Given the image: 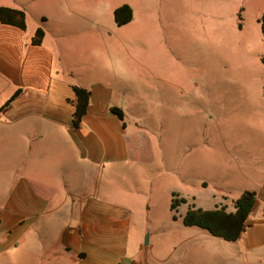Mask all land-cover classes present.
Listing matches in <instances>:
<instances>
[{
	"label": "rangeland",
	"instance_id": "374dc122",
	"mask_svg": "<svg viewBox=\"0 0 264 264\" xmlns=\"http://www.w3.org/2000/svg\"><path fill=\"white\" fill-rule=\"evenodd\" d=\"M0 5L24 12L26 37L44 32L59 65L112 84L135 161L103 178L101 194L129 210L141 264H264V250L240 245L253 227L231 244L182 225L192 205L231 212L243 193L264 195V0ZM122 5L133 19L117 28ZM172 195L186 204L170 211Z\"/></svg>",
	"mask_w": 264,
	"mask_h": 264
},
{
	"label": "crops",
	"instance_id": "0c3cea01",
	"mask_svg": "<svg viewBox=\"0 0 264 264\" xmlns=\"http://www.w3.org/2000/svg\"><path fill=\"white\" fill-rule=\"evenodd\" d=\"M30 40L0 24V264H141L129 210L101 194L103 178L135 161L125 130L109 113L120 109L114 88L92 72L59 65L62 56L45 35L40 46ZM72 86L90 93L77 129ZM252 227L240 245L263 251L261 193L245 233Z\"/></svg>",
	"mask_w": 264,
	"mask_h": 264
},
{
	"label": "trees",
	"instance_id": "16d2710c",
	"mask_svg": "<svg viewBox=\"0 0 264 264\" xmlns=\"http://www.w3.org/2000/svg\"><path fill=\"white\" fill-rule=\"evenodd\" d=\"M132 19L133 11L128 5H122L113 11V22L117 28L128 25ZM0 24L25 32L26 16L22 10L0 7ZM258 24L261 37L264 39V14L258 20ZM238 29H240V24L238 25ZM43 38L44 32L41 29H37L30 40V44L32 46H40ZM260 61L261 64L264 65V56ZM71 91L74 96L71 123L73 128L77 129L86 115L90 93L86 89L77 86H72ZM19 93V91L15 92L1 110L11 103ZM262 93L264 96V87ZM109 113L121 123V128L124 130L125 124L122 110L117 107H111ZM176 197L177 196L172 195V200L169 206L170 211H175L180 205L186 204L184 199H178ZM255 202L256 194L254 192H246L233 202L232 212H226L223 207L214 208L212 211H203L192 205L185 212V215L182 218V225L187 228H196L204 231L209 236L220 239L224 242L235 243L246 231L247 222L254 208ZM172 220L175 221L176 218L173 216Z\"/></svg>",
	"mask_w": 264,
	"mask_h": 264
},
{
	"label": "water",
	"instance_id": "95a60500",
	"mask_svg": "<svg viewBox=\"0 0 264 264\" xmlns=\"http://www.w3.org/2000/svg\"><path fill=\"white\" fill-rule=\"evenodd\" d=\"M148 244V236L146 235L144 238L143 246H147Z\"/></svg>",
	"mask_w": 264,
	"mask_h": 264
}]
</instances>
